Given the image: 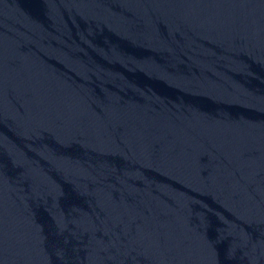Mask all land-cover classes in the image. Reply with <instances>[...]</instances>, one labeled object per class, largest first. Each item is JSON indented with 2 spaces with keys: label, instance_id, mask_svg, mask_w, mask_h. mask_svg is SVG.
<instances>
[{
  "label": "water",
  "instance_id": "water-1",
  "mask_svg": "<svg viewBox=\"0 0 264 264\" xmlns=\"http://www.w3.org/2000/svg\"><path fill=\"white\" fill-rule=\"evenodd\" d=\"M0 264H264V0H0Z\"/></svg>",
  "mask_w": 264,
  "mask_h": 264
}]
</instances>
